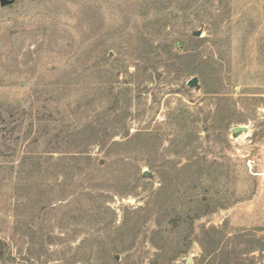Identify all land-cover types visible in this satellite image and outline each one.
Masks as SVG:
<instances>
[{
  "label": "rangeland",
  "instance_id": "1",
  "mask_svg": "<svg viewBox=\"0 0 264 264\" xmlns=\"http://www.w3.org/2000/svg\"><path fill=\"white\" fill-rule=\"evenodd\" d=\"M0 244V264H264V0L0 7Z\"/></svg>",
  "mask_w": 264,
  "mask_h": 264
},
{
  "label": "water",
  "instance_id": "2",
  "mask_svg": "<svg viewBox=\"0 0 264 264\" xmlns=\"http://www.w3.org/2000/svg\"><path fill=\"white\" fill-rule=\"evenodd\" d=\"M14 2H15V0H0V7L3 8L6 6H11ZM193 36L199 37L200 32H194ZM187 85L190 88H193V87L198 88L197 78L193 77V78L189 79L187 82ZM246 133H247V127H245V126H237V127H234L231 129V135L233 138H237L239 135L246 134ZM115 259L117 260V258H115Z\"/></svg>",
  "mask_w": 264,
  "mask_h": 264
},
{
  "label": "trees",
  "instance_id": "3",
  "mask_svg": "<svg viewBox=\"0 0 264 264\" xmlns=\"http://www.w3.org/2000/svg\"><path fill=\"white\" fill-rule=\"evenodd\" d=\"M64 153H72V155H73V157H74L75 160H82V159L87 160V161L90 160L89 156H86V157L83 158V155H84L85 152H78V151L75 152V151H74V152H64ZM74 153H75V155H77V156H75ZM1 246H2V245L0 244V247H1ZM2 247H3V246H2Z\"/></svg>",
  "mask_w": 264,
  "mask_h": 264
}]
</instances>
